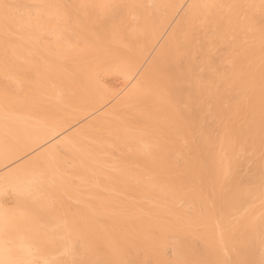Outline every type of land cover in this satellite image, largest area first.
Returning <instances> with one entry per match:
<instances>
[{"label": "bare ground", "instance_id": "obj_1", "mask_svg": "<svg viewBox=\"0 0 264 264\" xmlns=\"http://www.w3.org/2000/svg\"><path fill=\"white\" fill-rule=\"evenodd\" d=\"M0 264H264V0H0Z\"/></svg>", "mask_w": 264, "mask_h": 264}, {"label": "rangeland", "instance_id": "obj_2", "mask_svg": "<svg viewBox=\"0 0 264 264\" xmlns=\"http://www.w3.org/2000/svg\"><path fill=\"white\" fill-rule=\"evenodd\" d=\"M109 78H112V77H109ZM113 79H115V77H113L112 80H113ZM116 79H117V78H116ZM110 81H111V80H110ZM117 81H119V80H117ZM115 82H116V81L114 80V83H115ZM112 83H113V81H112ZM114 83H113V84H114ZM116 84H117V83H116ZM114 85H115V84H114Z\"/></svg>", "mask_w": 264, "mask_h": 264}]
</instances>
